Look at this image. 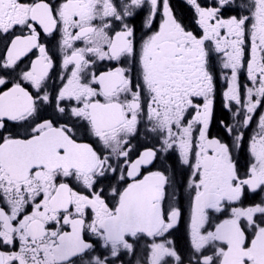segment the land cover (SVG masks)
I'll use <instances>...</instances> for the list:
<instances>
[{"label": "flooded vegetation", "instance_id": "af4514ba", "mask_svg": "<svg viewBox=\"0 0 264 264\" xmlns=\"http://www.w3.org/2000/svg\"><path fill=\"white\" fill-rule=\"evenodd\" d=\"M0 264H264V0H0Z\"/></svg>", "mask_w": 264, "mask_h": 264}, {"label": "water", "instance_id": "95a60500", "mask_svg": "<svg viewBox=\"0 0 264 264\" xmlns=\"http://www.w3.org/2000/svg\"><path fill=\"white\" fill-rule=\"evenodd\" d=\"M126 200L119 211L115 221V227H121L128 231H148L151 220L156 221L154 212L146 209L149 204L144 197H141L142 190L134 187L126 193ZM149 222V223H148Z\"/></svg>", "mask_w": 264, "mask_h": 264}]
</instances>
